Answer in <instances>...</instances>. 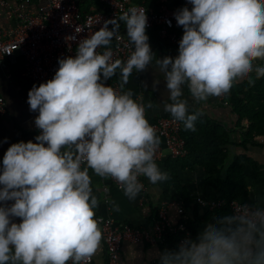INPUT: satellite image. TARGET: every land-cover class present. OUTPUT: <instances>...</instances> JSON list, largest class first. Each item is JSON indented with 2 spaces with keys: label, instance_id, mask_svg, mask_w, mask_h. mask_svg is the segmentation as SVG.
Returning <instances> with one entry per match:
<instances>
[{
  "label": "clouds",
  "instance_id": "clouds-1",
  "mask_svg": "<svg viewBox=\"0 0 264 264\" xmlns=\"http://www.w3.org/2000/svg\"><path fill=\"white\" fill-rule=\"evenodd\" d=\"M187 2L191 10L174 13L183 28L179 54L156 64L169 92L164 111L195 131L200 113H189L184 85L200 102L228 94L245 79L253 85V73L264 77V63H256L264 61V0ZM120 21L134 46L126 61L114 60L110 47L119 39ZM147 27L146 11L130 7L81 40L74 57L58 60L52 79L28 92L40 134L35 143L12 144L2 160L0 264L91 261L103 236L89 170L114 180L130 201L144 188L140 176L153 185L169 179L155 162L160 138L145 105L133 99L131 90L123 91L133 70L144 71L155 58ZM117 70L119 92L103 82ZM158 259L159 264H264V205L236 204L231 214L206 223L195 240L185 239L178 250H165Z\"/></svg>",
  "mask_w": 264,
  "mask_h": 264
},
{
  "label": "crops",
  "instance_id": "crops-1",
  "mask_svg": "<svg viewBox=\"0 0 264 264\" xmlns=\"http://www.w3.org/2000/svg\"><path fill=\"white\" fill-rule=\"evenodd\" d=\"M36 2V0H34ZM15 0H10L14 5ZM83 12L103 11L101 3L96 1L79 0ZM155 9V7H152ZM0 23L5 27H10L11 23L7 20L4 13L0 12ZM122 29L127 36L126 26L123 23ZM149 37V44L154 54V59L144 71L133 73L129 81L124 85L123 91L131 90L133 99L140 103V99L145 105L146 112L151 120L162 117H172L170 113L164 111V103L168 100L169 92L166 87L164 73L156 64V59L164 57L175 58L178 56L179 47H173L166 42L160 41L154 33L146 31ZM133 46V45H132ZM134 50V46H133ZM23 58L16 55L13 60L6 61L5 65H0V98L4 100V113H0V167L7 149L14 143L29 142L35 143L38 136V129L35 126V118L38 112L30 110L27 103L28 92L33 84L23 75ZM257 63V62H256ZM258 64V63H257ZM246 80V79H245ZM242 80V81H245ZM239 81V82H242ZM183 98L188 101L189 113L199 112L207 116L212 121L221 125L230 136V144L226 146L228 160L222 177H225L228 169L233 165L237 157L245 156L257 165L254 170L250 164L246 165L245 175L247 177L248 197L245 203L264 205V147L243 145V134L238 128L239 118L233 112L232 107L226 100L220 97H209L206 101L197 102L192 98L187 85L183 86ZM151 104L152 107H147ZM160 138V146L165 147V141ZM171 158L165 152L161 161L156 162L161 171L169 174L167 162ZM205 171L201 167L194 170H179V178L182 184L191 193L192 199L204 197L205 199L218 200L223 194L218 190L209 187L204 189L202 186ZM92 179L93 194L99 199V206L95 210L96 216L111 217L117 223H128L134 227H147L154 220L155 213L162 208L167 209L168 216L173 223L194 221L196 217L195 206L184 208L180 201V196L175 190L166 192L167 181L153 185L144 177L146 190H142L134 201H130L121 189H118L109 179L101 178L89 170ZM168 193V194H167ZM119 206V211L113 209V203ZM12 202H8L10 205ZM199 205V204H198ZM197 205L199 215L205 214L204 207ZM180 209L184 212L181 214ZM13 222L19 223V218H14ZM204 226L197 227L198 232L203 231ZM162 253L158 246L147 243H128L124 242L121 249L122 264H159L158 254ZM68 264V263H67ZM92 264H107L106 250L101 241V247L93 256Z\"/></svg>",
  "mask_w": 264,
  "mask_h": 264
},
{
  "label": "built area",
  "instance_id": "built-area-1",
  "mask_svg": "<svg viewBox=\"0 0 264 264\" xmlns=\"http://www.w3.org/2000/svg\"><path fill=\"white\" fill-rule=\"evenodd\" d=\"M103 6V11L85 13L81 10L79 0H15L14 5L10 0H0V12L4 13L11 23L5 27L0 23V65L11 61L16 55L23 58V75L33 85L39 86L52 79L58 70V60L74 57L78 44L84 38L91 37L100 30L106 21L118 19L130 7L143 8L146 11L148 27L147 32L154 33L160 41L173 47H179L183 36V28L177 25L174 13L181 9L170 6L168 0H158L157 8H147L137 3V0H98ZM183 7L191 10L192 5L183 0ZM182 7V8H183ZM171 22L169 26L168 22ZM119 22L118 36L111 42L113 59L126 61L133 51V46L122 29ZM109 25V30L112 29ZM106 49H97L102 53ZM133 73H138L133 70ZM132 73V74H133ZM103 81V77L101 78ZM105 86H111L118 92L122 91L120 82L113 79L103 81ZM224 99V95L221 96ZM4 100L0 98V113H4ZM140 103L143 104L140 99ZM146 110V109H145ZM149 123L156 129L157 135L165 141V147L158 146L155 153V162L161 161L167 152L171 158L185 157L188 153L186 140L181 132L183 123L177 122L173 117H162L151 120L145 111ZM40 130L38 129V135ZM36 142V141H35ZM114 185L118 184L109 178ZM146 190L144 176L139 177ZM197 203L214 211L227 205L223 199L213 200L203 197L197 198ZM236 204H243L237 200L229 203L231 212ZM184 212L180 209V213ZM102 230V242L106 250L107 264H122L121 249L124 242L147 243L159 246L165 241L168 233L181 235L179 245L191 238V232L185 222L173 223L166 208H162L159 216L147 227H134L128 223H117L111 217L97 215ZM72 264L71 261L67 262ZM93 263V257L88 264Z\"/></svg>",
  "mask_w": 264,
  "mask_h": 264
},
{
  "label": "trees",
  "instance_id": "trees-1",
  "mask_svg": "<svg viewBox=\"0 0 264 264\" xmlns=\"http://www.w3.org/2000/svg\"><path fill=\"white\" fill-rule=\"evenodd\" d=\"M137 3L147 8H157L160 4L158 0H137ZM183 3V0H168L170 6L175 5L179 8L183 7ZM256 62L264 63V61ZM252 78L255 81L253 85H250L247 80L237 82L230 92L225 94L228 104L239 118L238 128L243 134L245 148L248 145L264 147V77L256 79L253 73ZM113 79L121 82L119 70ZM181 135L186 140L188 153L185 157L168 160L167 168L170 175L166 184V192L175 190L179 194L184 208L195 206V220L185 222L191 232L190 239L195 240L199 234L198 226H205L206 223L213 222L221 215L231 214L229 207L231 201L237 200L245 203L244 199L248 197L246 165H252L254 170H257L258 167L245 156L237 157L228 169L226 176L222 177L228 160L226 146L231 142L230 136L221 125L203 114H200L195 121V131L186 129L183 124ZM196 167H201L206 173L202 183L203 188L212 187L221 192L223 194L221 199L227 202L226 206L214 211L206 210L205 214L199 215L197 199L191 198V193L179 178V170H194ZM158 216L159 212L155 213L154 220ZM180 238L181 235L168 233L164 243L158 246L160 251L178 250Z\"/></svg>",
  "mask_w": 264,
  "mask_h": 264
}]
</instances>
